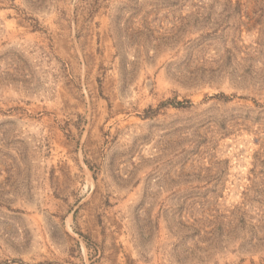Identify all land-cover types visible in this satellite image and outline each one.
Wrapping results in <instances>:
<instances>
[{
    "label": "rangeland",
    "instance_id": "rangeland-1",
    "mask_svg": "<svg viewBox=\"0 0 264 264\" xmlns=\"http://www.w3.org/2000/svg\"><path fill=\"white\" fill-rule=\"evenodd\" d=\"M0 264H264V0H0Z\"/></svg>",
    "mask_w": 264,
    "mask_h": 264
}]
</instances>
